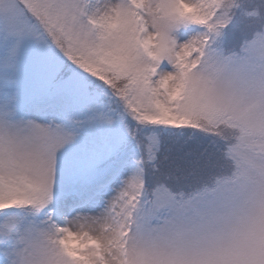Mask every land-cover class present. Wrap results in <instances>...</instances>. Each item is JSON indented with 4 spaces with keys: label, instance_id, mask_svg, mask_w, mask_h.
Here are the masks:
<instances>
[{
    "label": "snow or ice",
    "instance_id": "6c2138e0",
    "mask_svg": "<svg viewBox=\"0 0 264 264\" xmlns=\"http://www.w3.org/2000/svg\"><path fill=\"white\" fill-rule=\"evenodd\" d=\"M0 264H264V0H0Z\"/></svg>",
    "mask_w": 264,
    "mask_h": 264
}]
</instances>
